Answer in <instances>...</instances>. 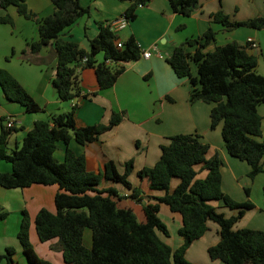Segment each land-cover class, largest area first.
<instances>
[{
    "label": "trees",
    "instance_id": "trees-1",
    "mask_svg": "<svg viewBox=\"0 0 264 264\" xmlns=\"http://www.w3.org/2000/svg\"><path fill=\"white\" fill-rule=\"evenodd\" d=\"M52 13L40 16L26 0H0L8 10L14 5L19 14L37 22L38 38L29 42V50L38 52L52 45L57 58L56 74L52 79L60 99L73 100L68 110L35 120L22 142L14 148L9 138L19 130L17 123L9 126L3 117L0 131V161L12 164L10 171L0 169V184L5 187H27L34 183L56 184L55 210L41 207L35 217L38 237L42 241L58 238L53 247L63 252L67 264H200L190 260L187 249L209 228L208 220L219 223L220 239L209 246L212 258L228 264H264V229L244 226L234 228L253 200H238L222 186L220 153L208 157L210 143L202 140L198 132H178L162 143V153L154 165L138 170L142 183L134 185L129 178L134 159L124 162L120 171L113 158L107 159L96 171L90 169L84 151L76 150L72 140L79 144L95 141L99 136L119 124L125 110H114L108 122L80 124L77 109L82 92L80 70L94 67L99 90L115 84L125 70V63L142 56V46L134 35L124 37L111 28L109 21H101L99 31L88 37L84 48L75 39H62L60 34L76 23L80 17L90 15V5L83 0H51ZM124 14L129 19L137 16L139 4L150 0H128ZM174 10L190 15L200 0H169ZM212 22H220L224 30L246 26L264 28V14L246 19H233L223 8L210 13ZM0 23H14L8 10L0 14ZM217 30L210 25L202 34L191 36L176 44L167 60L179 77H189L192 101L202 99L213 103L210 111L211 126L220 122L222 135L231 155L247 160L255 177L264 170L263 115L259 105L264 104V73L258 71V45L252 41L232 39L208 48L216 39ZM119 41L122 44L119 45ZM194 47V49H193ZM27 50H23L25 53ZM14 53V52H13ZM103 54L102 59L98 56ZM1 57V55H0ZM195 64L197 74L193 72ZM0 86L5 96L22 104L29 112L42 110L28 88L9 69L0 65ZM98 91V90H97ZM6 121V122H5ZM65 143L64 158L55 151L59 142ZM207 170L205 176L199 173ZM180 178L176 186L172 179ZM103 180L121 182L133 196L144 204L146 220H140L130 206H119L114 196L124 197L115 185L101 186ZM249 192V188H246ZM154 191H162L156 194ZM215 201L236 209L226 215ZM167 203L182 214L179 233L183 242L173 247L161 235L169 234L167 223L160 216L161 203ZM9 211L0 208V218ZM31 219L27 209L22 210L18 238L28 264H56L36 251L30 236ZM87 228L92 229L91 245L85 242ZM16 247L8 245L0 252V264H19L14 259Z\"/></svg>",
    "mask_w": 264,
    "mask_h": 264
},
{
    "label": "crops",
    "instance_id": "crops-1",
    "mask_svg": "<svg viewBox=\"0 0 264 264\" xmlns=\"http://www.w3.org/2000/svg\"><path fill=\"white\" fill-rule=\"evenodd\" d=\"M34 1L26 0L28 6L40 16L48 15L55 9L51 0H36L37 5ZM83 1L90 5V15L80 17L60 34V38L75 39L82 47L88 48V37H94L98 33L100 22L119 17L130 2ZM219 8H223L233 19H246L264 14V0H200V5L190 15L174 10L169 0H150L139 6L137 16L119 29V32L124 37L134 35L142 48H152V54L126 62V68L115 84L101 90L95 68H82L80 82L82 92L87 96L76 99L80 101L76 114L80 124L108 122L112 112L119 109L125 110L126 115L119 124L103 132L97 140L87 144H79L72 140L71 145L76 150L86 153L88 167L96 171L109 158H113L119 170L123 171L125 169L123 162L133 158L134 169L130 179L134 185H140L142 181L138 176V170L156 163L162 153L161 144L168 143L169 136L178 132H198L202 140L210 143L207 156L210 157L218 151L224 161L223 189L238 200L251 199L255 204L234 223V228L250 226L264 229V170L254 178L249 176L250 163L231 155L227 150L222 135L223 122L214 128L211 126L210 111L213 103L202 99L192 101L190 78L179 77L167 60L176 44L188 37L202 34L210 25L217 30L216 39L208 46L210 49L232 39L245 41L248 37H253L259 42L261 52L264 50L260 29L242 26L224 30L220 22H212L210 13ZM8 10L14 17V23H0V65L14 73L43 108L35 112L27 111L22 104L10 101L0 86V131L3 117L7 119L14 117L17 126L20 127L9 138V146L14 148L22 142L36 119L45 118L37 112L46 113L47 116L60 112L63 100L58 97L52 82L57 67L53 46L46 45L38 52L32 53L29 50V42L38 38L37 22H31L32 19L19 14L14 6H10ZM8 10L0 6V14H5ZM193 23L196 28L193 27L191 32H183L191 28ZM154 45L157 47L154 48ZM25 49L27 51L24 53ZM102 57L103 54H100L98 59L101 60ZM257 68L264 73L259 70V64ZM45 69L48 73L44 74ZM193 72L197 74L196 71ZM32 86L35 91L30 89ZM69 102L71 107L73 100ZM259 111L263 115L260 138L264 139V104L259 105ZM64 150L65 143L59 142V147L55 151V155L58 153L56 155L58 159L64 158ZM0 169L10 171L12 164L0 161ZM133 173L137 174L135 179L131 177ZM206 174V169L199 173L200 176ZM179 181L180 178L174 177L172 186H176ZM109 185H115L121 190L119 182L103 180L101 184ZM247 187L248 194L245 191ZM57 189L56 184L34 183L27 187H5L0 184V208L9 211L5 218H0V252H4L8 245H13L17 250L14 255L15 261L19 264L29 263L18 238L22 210L27 209L31 219L30 236L38 254L56 264H67L62 250L53 247L57 244L58 238L40 240L35 224L36 214L41 207L56 209L54 197ZM130 192L131 189L121 190L123 196ZM215 204L226 215L237 212L236 209L219 201H215ZM159 214L169 229V234L162 233V237L173 247L179 246L184 240L179 233V228L183 224L181 212L172 210L163 202ZM208 224L207 231L191 243L186 255L190 260L200 264H228L210 256L209 246L220 239V225L211 219L208 220Z\"/></svg>",
    "mask_w": 264,
    "mask_h": 264
},
{
    "label": "rangeland",
    "instance_id": "rangeland-1",
    "mask_svg": "<svg viewBox=\"0 0 264 264\" xmlns=\"http://www.w3.org/2000/svg\"><path fill=\"white\" fill-rule=\"evenodd\" d=\"M84 2V1H83ZM34 4H36L37 5V1L35 0L34 1ZM12 6H14V5H12ZM15 7V6H14ZM124 14V13H123ZM121 16V15H120ZM30 19V18H29ZM115 19V18H114ZM113 20V19H112ZM131 19H129V21H130ZM107 21H110V20H107ZM31 22H35L34 20H32ZM193 26H191V28H187V30H185V31H183V32H191L192 31V28L193 27H195L196 28V26H195V24L193 23L192 24ZM119 31V30H118ZM260 31L262 32L261 33V35H262V46H263V48H264V28H262V29H260ZM182 34H184V33H182ZM15 38H17V37H15ZM256 51H257V53L259 54V70H261V71H264V50L261 52V50H260V48L258 47L257 49H256ZM11 55V54H10ZM193 70L194 71H196L197 72V69H196V66H195V64L193 65ZM45 73H48L47 72V69H45V71H44V74ZM34 86H32L30 89L32 90V91H35V90H33L34 88H33ZM2 88V87H1ZM2 91H3V89H2ZM63 100V106H61V111H63V110H67V109H69V107H70V102H69V100H64V99H62ZM119 110H122V109H119ZM37 114L38 115H40L41 117H47V115H46V113H43V112H37ZM126 115V114H125ZM56 155H58V153H56ZM1 162L2 163H6L7 161L6 160H1ZM125 162V161H124ZM124 162H123V165H124ZM133 175V176H132ZM131 175V177H132V179H135L136 178V176H137V174L136 173H133ZM250 176V175H249ZM251 177V176H250ZM129 178H130V176H129ZM251 178H254V177H251ZM103 183V182H102ZM119 185H120V188H121V190H122V188H126V189H129L126 185H124L123 183H121V182H119ZM120 190V191H121ZM245 191H246V193L248 194V191H247V189L245 188ZM114 198H116L117 199V201H118V205L119 206H130V207H133V209L136 211V213H137V215H138V218L140 219V220H146V215H145V210H144V204H143V202L142 201H140V200H137L136 198H134L133 196H131V195H127V196H124V197H121V198H119L118 196H114ZM219 208V207H218ZM161 235H162V233H161ZM91 241H92V229L91 228H87L86 229V232H85V242L88 244V245H91Z\"/></svg>",
    "mask_w": 264,
    "mask_h": 264
},
{
    "label": "built area",
    "instance_id": "built-area-1",
    "mask_svg": "<svg viewBox=\"0 0 264 264\" xmlns=\"http://www.w3.org/2000/svg\"><path fill=\"white\" fill-rule=\"evenodd\" d=\"M142 5H143L142 3L139 4V6H142ZM128 22H129V17H127L126 14H122L121 16L109 21L111 28L114 31H118L119 29L125 27L128 24ZM248 40L252 41V45H254V46L258 45L255 38L248 37ZM121 44H122V41H119V45H121ZM153 47L156 48L157 46L154 45ZM151 54H152V48H149V49L142 48V55L143 56H150ZM7 124L9 126L16 124V120L14 119V117H10L7 121Z\"/></svg>",
    "mask_w": 264,
    "mask_h": 264
}]
</instances>
